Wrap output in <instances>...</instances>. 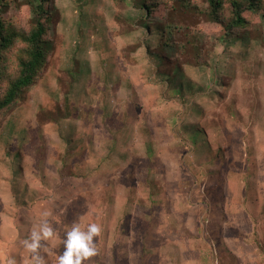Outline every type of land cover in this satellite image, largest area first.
Segmentation results:
<instances>
[{
	"label": "rangeland",
	"instance_id": "obj_1",
	"mask_svg": "<svg viewBox=\"0 0 264 264\" xmlns=\"http://www.w3.org/2000/svg\"><path fill=\"white\" fill-rule=\"evenodd\" d=\"M154 3L50 0L47 63L0 120V264H35L44 212L45 264L74 223L101 226L82 264H264V8L228 30Z\"/></svg>",
	"mask_w": 264,
	"mask_h": 264
},
{
	"label": "trees",
	"instance_id": "obj_2",
	"mask_svg": "<svg viewBox=\"0 0 264 264\" xmlns=\"http://www.w3.org/2000/svg\"><path fill=\"white\" fill-rule=\"evenodd\" d=\"M25 1L30 11V16L24 19V25L28 24L27 26L23 24L22 26L21 22L15 26L13 23H7L6 19H0V79L4 76L3 69L7 67L6 63L11 51L15 48L17 51L20 49L18 74L6 84L5 91L0 90V120L13 104L18 102L22 90L37 81L48 60L49 51L46 44L50 42L48 37L50 30L48 31L45 25L47 17L44 15L46 9L49 10L50 0ZM25 1L19 0L18 6ZM138 2L139 8L147 11L148 18L151 17L156 7L154 0H138ZM204 2L208 7L201 8L198 3H193L191 0H157V4L164 5L168 11L176 12L181 9L183 12L194 8L201 12L199 14H207L212 22L220 23L228 30L247 28L249 20L246 16L252 12L260 14L261 9L264 8V0H204ZM227 2L230 7L226 6ZM261 16L264 17V12ZM184 41L185 39L179 41L184 44L183 49L186 48ZM195 132H198L197 129Z\"/></svg>",
	"mask_w": 264,
	"mask_h": 264
},
{
	"label": "clouds",
	"instance_id": "obj_3",
	"mask_svg": "<svg viewBox=\"0 0 264 264\" xmlns=\"http://www.w3.org/2000/svg\"><path fill=\"white\" fill-rule=\"evenodd\" d=\"M49 215L50 213L44 212L39 225L31 231L30 237L22 240V244L35 254V264H45L39 249L44 246L42 241L55 235V229L46 219ZM100 232L101 226L96 223L88 224L87 227L74 223L71 230L66 233L65 248L59 256L58 264H82L86 258L93 256L97 251L94 238ZM8 264H15L14 258H10Z\"/></svg>",
	"mask_w": 264,
	"mask_h": 264
}]
</instances>
